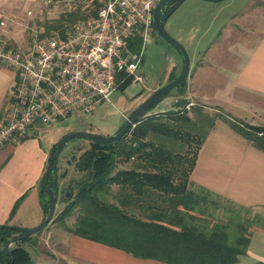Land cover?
<instances>
[{
    "label": "crops",
    "instance_id": "obj_1",
    "mask_svg": "<svg viewBox=\"0 0 264 264\" xmlns=\"http://www.w3.org/2000/svg\"><path fill=\"white\" fill-rule=\"evenodd\" d=\"M39 1L0 0V12L14 17L6 32L9 40L18 44L13 30L25 23L27 10L37 7ZM253 2L217 4L218 16L213 15L209 21L210 28L215 16V29L209 44L194 54L186 95L191 101L220 108L238 120L264 126V8ZM208 7L211 9V5ZM181 70V66H172L158 83L178 76ZM12 83L11 70L0 65V121ZM56 127L50 128L52 132L59 129ZM40 133L42 137L33 135L0 149L2 225L33 228L45 217L40 181L56 142L54 135L52 140L49 138L52 133L47 128ZM190 181L212 195L264 216V152L222 118L215 120L201 144ZM55 246L54 252L39 249L31 264H168L138 258L65 230L58 233ZM235 264H264V224L253 230L246 254Z\"/></svg>",
    "mask_w": 264,
    "mask_h": 264
},
{
    "label": "trees",
    "instance_id": "obj_2",
    "mask_svg": "<svg viewBox=\"0 0 264 264\" xmlns=\"http://www.w3.org/2000/svg\"><path fill=\"white\" fill-rule=\"evenodd\" d=\"M174 78L171 76L169 81ZM129 85L127 82L119 89ZM185 85L186 81L176 88L182 93ZM193 112L206 124L198 120L193 122L185 109L168 110L147 114L118 141L105 144L90 141V146L74 159V165L82 173L75 182L74 195L69 197L67 208L53 221L62 222L76 210V221L72 228H65L66 231L138 258L168 264L237 263L247 252L253 232L247 229L255 221H242L235 211L226 221L220 222L211 223L196 216L192 212L197 208L203 212L202 204L206 201L203 192H209L195 186L190 181V173L197 152L217 118L226 120L233 130L263 152L264 126L252 125L225 113L209 116L201 110ZM180 122L193 130L202 128L193 158L185 169L183 160L188 159L187 153H172L163 144L152 141L153 137L162 136L188 146V137L193 133L183 130ZM131 159H135L132 168H119ZM45 183L47 188H53L52 174ZM43 195L41 189L46 217L50 205L47 199L43 200ZM263 223L264 218L256 226ZM24 235V228L0 224V264L30 263V255L22 243L31 237L24 239ZM13 240L12 248L7 252L5 247Z\"/></svg>",
    "mask_w": 264,
    "mask_h": 264
},
{
    "label": "built area",
    "instance_id": "obj_3",
    "mask_svg": "<svg viewBox=\"0 0 264 264\" xmlns=\"http://www.w3.org/2000/svg\"><path fill=\"white\" fill-rule=\"evenodd\" d=\"M162 0H40L27 10L29 43L6 37L0 12V65L13 73L0 121V149L43 128L91 115L121 85L143 83L153 11Z\"/></svg>",
    "mask_w": 264,
    "mask_h": 264
},
{
    "label": "rangeland",
    "instance_id": "obj_4",
    "mask_svg": "<svg viewBox=\"0 0 264 264\" xmlns=\"http://www.w3.org/2000/svg\"><path fill=\"white\" fill-rule=\"evenodd\" d=\"M234 1L237 2V4H240V2L243 3L245 0H221L218 2L185 0L181 2L169 15L165 23V30L184 47L189 56L191 67L194 64V54L196 52H202L203 49L209 44V37L215 29L213 28L214 22L216 20L215 16L210 28L209 21L213 15H216V17L218 16L217 4L220 3L221 6L226 2ZM210 5L211 9L208 7ZM253 5L264 8V0H254ZM13 35L20 48H25L28 46L29 30H24V28L21 26L20 28L13 30ZM174 65L182 67V58L179 51L173 45L159 37L157 33L152 30L146 44L144 63L140 68V73L143 77V83H133L125 89L116 90L110 96V102H101L97 104L93 113L85 118H69L66 122H61L59 126L56 127L59 129L54 130L56 133L54 131L52 132V130L48 128V133H52L49 138L52 140V136L54 135V142H57L61 135H65L69 132L77 130L95 133L102 136H107V134H115L125 123L130 112L137 105L147 99L156 89L170 82L167 80L158 83V81L162 80V77L165 74L169 73L172 66ZM186 87L187 86L185 85V87L182 88V93H180L177 88H174L169 93V96L157 106H154L152 109H150L148 114L164 112L168 110L185 109L186 114L195 123L199 122L200 119L195 117L193 112L194 110H201L203 114L209 116H215L219 113L224 115L225 112L220 108L210 107L200 101H191V99H189L186 95ZM181 98L185 99L184 105L181 108L173 107L174 102ZM123 114L126 115V118H124ZM180 124L183 130H188L191 134L193 133L192 135L194 137H188L190 141L188 146L184 142H174L173 139L162 136L153 137L152 141L157 144H163L172 153L181 155L187 153L188 159L183 160V168L185 169L186 166H188L190 160L193 158V154L196 150V140L199 139L202 128H194L193 130L183 122H180ZM34 136L42 137L41 133ZM89 146L90 141L87 139H74L70 141L66 145L65 149L61 152L58 159V196L52 221L43 227L39 232L31 235V239L29 241L22 243V247L26 249L30 255L29 264L32 263V258L34 257L35 253H37L39 249L43 247L53 250L54 252L56 248L54 245L58 238V233L64 231L65 228H72L74 225L78 214L76 210L72 211L71 215L66 216L62 222L53 220L60 214L61 211L67 208L71 196L74 195L75 182H77L82 176V173H80L74 165V159L77 158ZM134 160L135 159H131L130 161L119 165V168H132L134 165ZM64 172L66 174L61 175ZM203 194L206 195V201L204 204H202V208L205 209L202 213L199 212L198 208L196 211L192 212L201 219L210 221L211 223L226 221L228 216L231 215L232 211H235L238 213L240 218L243 219L242 221L249 220L252 223L255 221L253 226L248 227V232L250 229L254 230L255 227H260L259 225H256L263 222L264 216L253 209L240 208L235 204L233 205L228 201L210 193L206 194L203 192ZM42 197L44 201H46V199L48 200V196L45 192ZM248 222L245 225H247ZM12 245L13 243L9 245V249L12 248Z\"/></svg>",
    "mask_w": 264,
    "mask_h": 264
},
{
    "label": "water",
    "instance_id": "obj_5",
    "mask_svg": "<svg viewBox=\"0 0 264 264\" xmlns=\"http://www.w3.org/2000/svg\"><path fill=\"white\" fill-rule=\"evenodd\" d=\"M185 0H162L154 9L153 17H152V24L153 29L157 33L159 37L163 40L168 42L169 44L173 45L180 53L182 58V70L178 76H176L172 81L161 86L160 88L156 89L147 99L137 105L127 117L125 123L118 129L115 134L102 136L95 133H90L86 131H72L63 136L56 142L55 147L50 150L49 153V160L47 163V167L44 171V174L40 181V187L44 190V192L48 196V201L50 204V210L47 216L41 221L40 224L33 228L24 229L25 235L23 236L24 239L28 238L29 236L39 232L43 227H45L50 221L55 212V206L58 196V175L56 173V169L58 168V159L61 152L65 149L66 145L74 140V139H87L91 142L105 144L109 142L118 141L122 136H124L127 131L133 127L140 119L145 117L149 110L152 109L154 106H157L160 102L166 99L169 96V93L179 86L181 83L185 82L189 75L190 70V60L189 56L184 49V47L179 43L175 38L170 36L165 30V23L171 14V12ZM203 1H211V2H218L221 0H203ZM173 5L172 9L167 12L165 15L163 13L167 9L168 6ZM185 103V99L181 98L176 100L173 104L175 108H181ZM52 174L53 177V188L49 189L46 186L45 181L47 180L48 176ZM55 174V175H54ZM66 173L64 172L63 175ZM69 195V194H67ZM11 241L5 247V250L9 251V245L13 243Z\"/></svg>",
    "mask_w": 264,
    "mask_h": 264
},
{
    "label": "flooded vegetation",
    "instance_id": "obj_6",
    "mask_svg": "<svg viewBox=\"0 0 264 264\" xmlns=\"http://www.w3.org/2000/svg\"><path fill=\"white\" fill-rule=\"evenodd\" d=\"M172 7H173V5H171V6H168L167 7V9L165 10V12L163 13V15H165L167 12H169L171 9H172ZM56 173H57V175H59V173H58V168L56 169ZM55 175V174H54ZM61 175H63V174H61ZM54 177V176H53ZM67 195V194H66Z\"/></svg>",
    "mask_w": 264,
    "mask_h": 264
}]
</instances>
